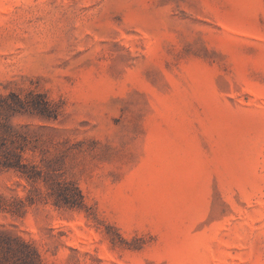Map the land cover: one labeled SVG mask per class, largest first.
<instances>
[{
	"label": "rangeland",
	"instance_id": "rangeland-1",
	"mask_svg": "<svg viewBox=\"0 0 264 264\" xmlns=\"http://www.w3.org/2000/svg\"><path fill=\"white\" fill-rule=\"evenodd\" d=\"M0 230L39 264H264V0H0Z\"/></svg>",
	"mask_w": 264,
	"mask_h": 264
},
{
	"label": "trees",
	"instance_id": "trees-1",
	"mask_svg": "<svg viewBox=\"0 0 264 264\" xmlns=\"http://www.w3.org/2000/svg\"><path fill=\"white\" fill-rule=\"evenodd\" d=\"M19 102L22 103L20 98ZM2 163L6 167L15 168L31 176V174H29L25 169L21 153L16 151L7 152L2 159ZM78 192L79 196L82 197V193L79 189ZM62 197L63 198L61 199H64L63 201L67 205L73 207L78 204L76 201L77 198L73 194L65 192ZM0 248H2L9 257H11L12 261L10 264H39L40 256L37 249L19 236L0 230Z\"/></svg>",
	"mask_w": 264,
	"mask_h": 264
}]
</instances>
